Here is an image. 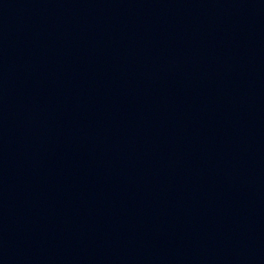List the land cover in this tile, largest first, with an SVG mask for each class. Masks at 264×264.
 I'll list each match as a JSON object with an SVG mask.
<instances>
[{
	"label": "water",
	"instance_id": "water-1",
	"mask_svg": "<svg viewBox=\"0 0 264 264\" xmlns=\"http://www.w3.org/2000/svg\"><path fill=\"white\" fill-rule=\"evenodd\" d=\"M0 264H264V0H0Z\"/></svg>",
	"mask_w": 264,
	"mask_h": 264
}]
</instances>
